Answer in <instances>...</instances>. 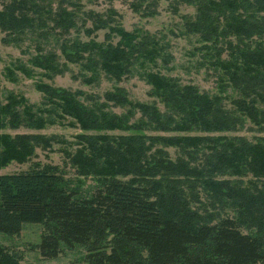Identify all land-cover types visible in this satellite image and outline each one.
Segmentation results:
<instances>
[{
    "label": "trees",
    "instance_id": "1",
    "mask_svg": "<svg viewBox=\"0 0 264 264\" xmlns=\"http://www.w3.org/2000/svg\"><path fill=\"white\" fill-rule=\"evenodd\" d=\"M76 3L0 0L3 41L31 34L43 40L53 28L72 27ZM206 3L197 2L199 9L186 28L200 45L201 60L214 72L216 91L155 75L149 81L160 108L129 102L120 87L117 93L105 92L106 101L138 109L134 130L153 134L78 135L75 157L66 155L79 173H98L99 183L89 194L51 163L33 162L26 170L0 174V234L18 236L28 225L39 226L35 247L45 260L80 249L87 264H264V143L213 135L239 132L247 123L264 127V0H242L239 8L232 0L209 2L212 9L205 11ZM152 6L143 10L153 13ZM114 13L109 8L103 16L89 17L107 26ZM143 38L93 50L84 69L96 74L103 69L120 80L137 57L159 58L158 39ZM61 96L64 115L78 120L81 128L127 123L101 107L94 110ZM168 132L181 134H157ZM166 146L178 149L174 159L162 149ZM35 147H48V139L17 135L4 146L1 159L25 161ZM149 147L157 148L148 154ZM103 157L113 164H100ZM247 173L254 176L247 185L236 181ZM202 191L212 192L206 204L191 207L187 200L201 201ZM19 261L0 246V264Z\"/></svg>",
    "mask_w": 264,
    "mask_h": 264
},
{
    "label": "rangeland",
    "instance_id": "2",
    "mask_svg": "<svg viewBox=\"0 0 264 264\" xmlns=\"http://www.w3.org/2000/svg\"><path fill=\"white\" fill-rule=\"evenodd\" d=\"M199 1L75 0L78 2L77 8L72 9L76 12L73 14L75 24L65 29L53 28L46 39L41 40L31 34L20 41L4 42L5 34L0 31V153L7 142L14 140L17 135L34 134L48 139V147H35L33 154L22 162L16 158L1 159L0 154V174L26 170L33 162L51 163L63 168L66 176L72 178L81 193L89 194L96 188L100 178L98 173H79L70 160L69 157H75L76 148H80V145L76 144L79 142L78 135L116 137L134 133L153 134L141 129L134 130L133 122L140 113L138 109H135L133 104L128 103L121 107L106 101L105 92L115 93V88L120 87L125 90L124 95L129 102H140L160 108L159 99L151 93L152 86L149 81V78L154 79L155 75L174 77L182 83L197 86L200 91L215 92L214 72L201 60L200 45L186 28V21L195 16L199 9ZM224 1L207 0L205 11L212 9L209 2L222 4ZM232 3L234 7L242 6V0H232ZM149 6L154 8L153 13L143 10H149ZM109 8L114 9L116 13L107 26H100L89 17L92 13L103 16ZM237 11L236 13H239L240 9ZM146 34L158 39L161 47L159 58L149 61L137 57L131 61L129 73H122L120 80L103 69H96L100 70L99 74L84 69L82 63L93 50L133 44L141 39L143 41ZM52 92L56 94L54 99L50 97ZM48 93L51 94L48 96ZM63 94L79 105L92 106L94 110L101 107L104 113L123 117L127 123L122 128L118 124L114 127L110 124L109 128L104 125L102 129L81 128L78 120L64 115L62 105L65 100L61 96ZM157 134L180 135L181 132ZM234 134L245 136L249 141L264 143V127L260 130V127L250 123L236 133L213 135ZM157 147H149L148 154H153V149ZM162 149L172 159L178 151L174 146ZM100 159V164H103L102 161L113 164L104 157L103 160ZM247 178L252 180L254 176L247 173L242 178L237 176L236 181L247 185ZM211 193L204 194L202 191L198 195V200L201 201L191 198L187 202L191 207L198 208L201 204H206L207 196ZM222 201L224 202L223 198ZM39 239L40 227L28 225L18 236L0 234V246L16 254L20 264H87L83 259V251L77 248L65 250L55 259H42L35 247Z\"/></svg>",
    "mask_w": 264,
    "mask_h": 264
}]
</instances>
